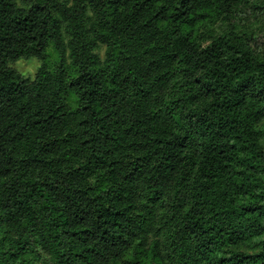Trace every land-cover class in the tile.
I'll return each mask as SVG.
<instances>
[{
  "label": "trees",
  "instance_id": "trees-1",
  "mask_svg": "<svg viewBox=\"0 0 264 264\" xmlns=\"http://www.w3.org/2000/svg\"><path fill=\"white\" fill-rule=\"evenodd\" d=\"M23 1L0 0V264H264V54L212 37L249 0Z\"/></svg>",
  "mask_w": 264,
  "mask_h": 264
},
{
  "label": "rangeland",
  "instance_id": "rangeland-1",
  "mask_svg": "<svg viewBox=\"0 0 264 264\" xmlns=\"http://www.w3.org/2000/svg\"><path fill=\"white\" fill-rule=\"evenodd\" d=\"M18 3L24 5L23 0H18ZM258 3L259 0H249L233 12L230 23L219 21L212 27V37L218 36L233 27L236 31L248 36L250 46L257 54H264V12H258ZM209 41L207 40L203 44L206 45ZM98 53L101 58H104L105 46H101ZM11 66L23 75L33 78L40 66V61L34 57L20 59L12 63ZM262 126H264V121ZM242 248L247 249L246 246Z\"/></svg>",
  "mask_w": 264,
  "mask_h": 264
}]
</instances>
